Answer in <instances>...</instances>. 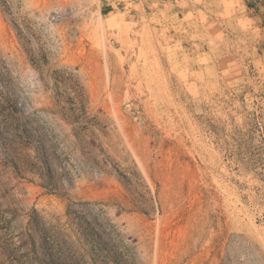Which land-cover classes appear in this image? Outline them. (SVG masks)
Instances as JSON below:
<instances>
[{
	"label": "rangeland",
	"instance_id": "374dc122",
	"mask_svg": "<svg viewBox=\"0 0 264 264\" xmlns=\"http://www.w3.org/2000/svg\"><path fill=\"white\" fill-rule=\"evenodd\" d=\"M85 227L264 264V0H0V264H93Z\"/></svg>",
	"mask_w": 264,
	"mask_h": 264
},
{
	"label": "trees",
	"instance_id": "16d2710c",
	"mask_svg": "<svg viewBox=\"0 0 264 264\" xmlns=\"http://www.w3.org/2000/svg\"><path fill=\"white\" fill-rule=\"evenodd\" d=\"M83 239L89 245L90 254L92 255L93 264H120L122 260L121 255H113L105 248V240L98 233L93 232V229L85 227L83 228ZM43 257L41 258L39 264H71L69 259L77 260L76 253H72L71 258L62 249H56L52 238H48L46 242V247L42 249ZM115 254V255H114Z\"/></svg>",
	"mask_w": 264,
	"mask_h": 264
}]
</instances>
